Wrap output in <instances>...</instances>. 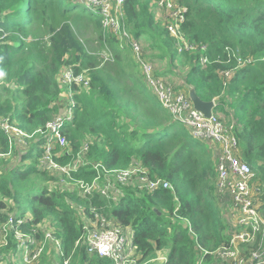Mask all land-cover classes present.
Segmentation results:
<instances>
[{"label":"trees","instance_id":"1","mask_svg":"<svg viewBox=\"0 0 264 264\" xmlns=\"http://www.w3.org/2000/svg\"><path fill=\"white\" fill-rule=\"evenodd\" d=\"M152 1L123 0L118 21L128 31L127 39L142 45L146 61L165 62L171 77L178 74L180 82L172 81L175 91L186 94L187 84L200 99L214 101L213 114L234 132L238 158L264 181V0H177L187 8L181 34L189 47L181 44V50L155 17ZM69 13H75L73 20L86 17L100 28L98 55L107 49L112 53L106 63L119 65L128 56L139 65L129 45L120 48L119 38L103 25L100 8L91 12L77 0H0V261L113 264L89 254L83 242L82 219L92 222L102 214L116 227H130L141 255L137 262L167 250L163 264H197L201 255V264H212L211 252L227 243V233L209 200L216 173L208 145L162 107L142 72L131 82L142 96L137 107L117 90L97 68L94 60L100 58L76 37L73 21L58 23ZM35 24L44 27V34L28 39ZM65 66L86 70L89 86L74 96V118L61 127V146L45 125L61 112L58 76ZM3 120L26 136H9ZM37 129L41 133L32 134ZM47 145L51 159L69 165L68 172L45 169ZM136 165L171 188L139 190L134 180L121 184L105 173ZM97 174L99 182L109 178L116 194H122L118 202L108 201L97 189L83 195L78 182L90 183ZM174 198L179 201L176 212ZM76 208L83 209L84 218ZM261 210L264 216V192ZM21 237L28 238L25 255ZM261 237L246 245V252Z\"/></svg>","mask_w":264,"mask_h":264},{"label":"built area","instance_id":"2","mask_svg":"<svg viewBox=\"0 0 264 264\" xmlns=\"http://www.w3.org/2000/svg\"><path fill=\"white\" fill-rule=\"evenodd\" d=\"M77 1L85 4L89 9H93L94 12H97L98 8H100L103 25L109 28L110 32L116 35L119 40L128 38V31L118 21V14L120 13L123 0H113V4L117 7L116 9L113 8L114 15L111 13L112 8L109 5V0ZM151 7L155 17L177 39L180 50L182 49L181 44L188 48L189 46L181 34V25L187 8L180 5L177 0H153ZM130 41L132 42L134 57L142 68L145 79L149 83L148 85L155 92L163 106L190 128L195 137L209 141L215 149L217 192L219 194H230L236 211V222L241 226V229L232 233L229 244L220 248L218 255L229 264H262L264 262V242L262 243L264 218L260 212V196L264 192V181L256 177L250 166L238 158V144L231 128L224 126L213 113L209 118L204 117L200 112L193 109L185 93L175 91L164 78L155 77L151 64L142 56V45L138 41ZM61 78L64 83L81 84L84 87L89 84L85 73L75 72L71 67L65 69ZM74 105V101L70 99L66 114L56 117L53 121H48L45 125V130L50 132L52 136L51 139L58 141L61 146L65 143V138L60 134L62 122L70 118ZM2 127L5 131L12 129V131H17L20 135L23 134L20 129L12 128L6 120H3ZM39 131L41 129L36 130V132ZM46 147L47 155L44 159L48 161L47 168L66 172V167L59 166L51 159L48 152L50 146L47 145ZM84 148L86 149V146ZM105 173L112 175L113 179L121 184H131V181L134 180L137 182L138 188H144L149 191L170 187L168 182L160 178H150L138 166L112 171L111 173L105 170ZM78 184L84 194H89L93 189H99L101 194L108 195L111 190L113 193L112 198L116 199L118 190L114 188L109 178L106 179V183L102 187L97 182V178L91 183L79 181ZM64 185L66 187L69 186L68 183ZM96 216L104 218L102 214ZM95 222L97 225L93 226L89 223L84 225L83 242L87 252L96 254L99 257H106L114 264L132 263V248L129 245L131 241L130 229L128 227L119 228L115 225H110L104 219H101V222L95 219ZM258 233H261L262 237L257 247L255 249L251 247L249 252H246V248L243 247L253 243ZM22 240L23 238L21 237ZM39 252L40 249L38 248L30 259H34ZM25 259L28 260V256Z\"/></svg>","mask_w":264,"mask_h":264},{"label":"crops","instance_id":"3","mask_svg":"<svg viewBox=\"0 0 264 264\" xmlns=\"http://www.w3.org/2000/svg\"><path fill=\"white\" fill-rule=\"evenodd\" d=\"M124 43L128 44L129 47H130V50L132 52V55L134 57V52H133V48H132V42L129 40V39H122V40H118V45L120 48H122L124 46ZM102 56L104 58V61L105 62H108V61H112V53L109 49L107 50H104L102 52ZM134 59V58H133ZM152 66V72H153V75L156 73V75H162V76H165L167 78V82L172 86L173 85V80L177 81V82H180L179 81V78L178 77H175L173 75V77H171V68L168 66L167 63L165 62H162L161 64H155V63H151L149 62ZM137 64V62H136ZM138 65V64H137ZM161 66H165L164 69L161 68ZM139 69L141 70L142 72V68L138 65ZM65 67H62L61 68V73L59 74L58 76V82H59V85L61 87V90H62V93L59 97V103H58V107L59 109L61 110V112L59 114H57L55 116L56 117H61V116H64L66 114V108H67V105H68V102L69 100L71 99L72 101H74L75 105L73 107V110L71 112V116L69 119H67L66 121L69 122V121H72L73 118H74V108L76 106V99H75V94H78L80 93L81 91H84V86L81 85V84H73V83H64L62 78H61V75H62V72L65 71ZM143 73V72H142ZM89 80V79H88ZM185 85V84H184ZM89 84L86 86L88 87ZM185 87V86H184ZM186 90V89H185ZM153 91V90H152ZM154 95L157 97V95L155 94V92L153 91ZM66 94H68V96H66ZM158 101L160 102V104L162 105V107L164 109H166L162 102L159 100V98L157 97ZM63 105V106H62ZM167 110V109H166ZM169 112V111H168ZM170 113V112H169ZM213 113V112H212ZM171 114V113H170ZM174 119H177L179 122H181L177 117H175L173 114H171ZM212 115V114H211ZM66 122V123H67ZM8 123V122H7ZM65 123V124H66ZM182 123V122H181ZM64 125V124H63ZM62 125V126H63ZM16 128H18L17 126H15ZM4 129V128H3ZM19 129V128H18ZM190 129V128H189ZM21 130V129H20ZM5 131V130H4ZM22 131V130H21ZM9 136H13V137H16L14 132L12 131V129H9L8 131H5ZM23 132V131H22ZM36 130L33 133H35ZM190 133L192 134L191 130H190ZM26 136V134L23 132V134L21 135V137H16V138H24ZM193 137H195L193 134H192ZM197 138L198 140L202 141V142H205L207 145H208V148L210 149L211 151V156H212V159H213V163H214V170H215V173H216V179H215V194L213 195V197H210L209 200H211L213 206L215 207V209L217 210L219 216L223 219L225 225H226V230H225V233H227L226 237H227V243H222L220 246H218L216 248V250H214L213 252H211V254L214 256L213 257V262L212 264H229L227 263L226 261H224L219 255H218V252L220 250V248L222 246H225V245H228L229 244V240H230V237L232 235V233L238 231L239 229H241V226L236 222V219H235V215H236V211L233 207V202H232V199H231V196L230 194H219L217 192V172H216V157H215V149L214 147L211 145V143L207 140H203V139H200L198 137H195ZM86 146V149H87V144H83V150H86L84 147ZM47 148V147H46ZM77 166V161H75L73 164H72V167L73 168H76ZM138 167H140L141 169H143L145 172L146 170L143 168V166H139V165H136ZM45 169H47L48 171H53L52 168H47V166H44ZM67 168L66 172H68V170L70 169V166H64ZM95 167L97 168L98 165H95ZM55 170V169H54ZM61 172V171H60ZM66 172H63V173H66ZM147 174V172H146ZM149 176V175H148ZM150 177V176H149ZM97 178V182L99 183V185L102 187L104 183H101L99 182V175L97 174V176L95 177ZM94 178V179H95ZM151 178V177H150ZM160 178V177H158ZM93 179V180H94ZM162 179V178H160ZM92 180V181H93ZM164 180V179H162ZM91 181V182H92ZM166 181V180H164ZM90 182V183H91ZM168 182V181H166ZM63 185L66 183L64 181H62ZM168 184L170 185V183L168 182ZM65 186V185H64ZM171 187L167 188V189H170ZM137 189L139 190H143V189H140L138 188L137 186ZM99 190V189H97ZM149 191V190H148ZM174 193V192H173ZM83 195H91V194H83ZM102 195L103 197H105V199H107L108 201H111V202H118L119 198L122 196V194H116V199H113L112 198V195L113 194H108V195H103V194H100ZM262 195V194H261ZM174 201L176 202V208L174 210V212H176V209L177 207L179 206V201L177 198H174ZM260 212H261V215L262 217L264 218L263 214H262V210H261V196H260ZM85 224H88V223H85ZM84 224V225H85ZM130 229V227H128ZM130 239L131 241L129 242V245L130 247L132 248V251H131V258L133 260L132 263L130 264H154L156 262V264H163L165 261H166V257H167V250H157L155 252V256L150 258L149 260H146V261H142L141 263L140 262H137L138 259H140V254H138V252L136 251V248L133 244V232L132 230L130 229ZM261 235V233H258L256 234L255 238H258L259 236ZM254 238V239H255ZM23 245H22V254L25 255L26 254V243L25 242H22ZM32 243V242H31ZM56 244L58 245L59 244V241L56 242ZM58 247V246H57ZM243 248H246V245L243 247ZM204 253V252H203ZM26 256H24V260L27 261L26 259ZM28 262V261H27ZM202 263V255L199 257L198 259V262L197 264H201ZM114 264V263H113Z\"/></svg>","mask_w":264,"mask_h":264},{"label":"rangeland","instance_id":"4","mask_svg":"<svg viewBox=\"0 0 264 264\" xmlns=\"http://www.w3.org/2000/svg\"><path fill=\"white\" fill-rule=\"evenodd\" d=\"M108 2L111 8H114V9L117 8L113 4V0H109ZM74 16H75V13H69L67 14V17L65 19H60L58 23L61 24L63 21H66V22H70L71 20L73 21V23L71 24V28L74 31L76 37L79 38L80 41H82L87 52L91 54H95L96 56L100 58V60L99 59L94 60V62H96L97 64V68H100L102 70V73L104 74L105 77L110 78L111 84L114 85L117 88V90L124 92L126 98L132 99L133 103L137 107V102L139 101V98H141L142 96L137 89H134L132 87L131 82L135 80L136 78H139L140 76H142L141 70L139 69V67L134 66L128 56H123L122 62L119 65L113 62L106 63L103 60L102 54H101V57L98 55L100 53V46H98L99 45L98 36L100 32H102L100 28L97 27L94 21L86 17H78L76 20H73ZM101 21L103 22V19H101ZM43 34H44V27L40 24H35L28 29V35H29L28 39L34 38L36 36H43ZM43 60H46V57H43ZM128 64L132 67L131 72L129 71L127 67ZM161 68L164 69L165 66H161ZM85 71L86 70H83L80 72L85 73ZM174 76L178 77V74ZM11 127L16 128L15 126H11ZM13 132L16 137H21V135L17 131H13ZM238 154H239V151H238ZM76 211L78 212V215L80 216V218L82 217L84 218L85 213L82 208H76ZM90 211L93 212L91 209ZM95 219L99 220V222H101V219H104L108 224L115 225L113 220H108L105 216L104 218H101L95 215ZM82 222L83 224L89 223L90 225H93V226L97 225L95 220L92 222H89V221L84 222L82 219ZM27 240L28 238H23L21 242L26 243ZM53 248H54V245H53ZM0 264H4V262L0 261ZM154 264H156V262Z\"/></svg>","mask_w":264,"mask_h":264},{"label":"water","instance_id":"5","mask_svg":"<svg viewBox=\"0 0 264 264\" xmlns=\"http://www.w3.org/2000/svg\"><path fill=\"white\" fill-rule=\"evenodd\" d=\"M186 95L190 100L193 109L200 112L204 117L209 118L213 112V108L215 107V103L213 100L204 101L199 98V96L195 93L193 87L185 84Z\"/></svg>","mask_w":264,"mask_h":264},{"label":"bare ground","instance_id":"6","mask_svg":"<svg viewBox=\"0 0 264 264\" xmlns=\"http://www.w3.org/2000/svg\"><path fill=\"white\" fill-rule=\"evenodd\" d=\"M91 12L93 11V9H89ZM67 121L65 120V121H63L62 122V124H65ZM51 138H52V136H51Z\"/></svg>","mask_w":264,"mask_h":264}]
</instances>
